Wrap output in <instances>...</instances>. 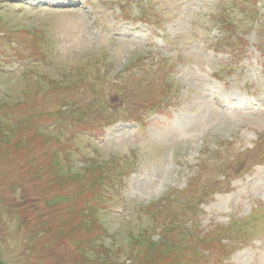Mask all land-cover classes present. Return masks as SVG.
<instances>
[{"label": "rangeland", "instance_id": "obj_1", "mask_svg": "<svg viewBox=\"0 0 264 264\" xmlns=\"http://www.w3.org/2000/svg\"><path fill=\"white\" fill-rule=\"evenodd\" d=\"M0 126V264H264V0H0Z\"/></svg>", "mask_w": 264, "mask_h": 264}, {"label": "trees", "instance_id": "obj_2", "mask_svg": "<svg viewBox=\"0 0 264 264\" xmlns=\"http://www.w3.org/2000/svg\"><path fill=\"white\" fill-rule=\"evenodd\" d=\"M0 129H1V126H0ZM55 162H57V161H55ZM55 162H51V163L54 165ZM32 165H33V164H32ZM28 166H29V164H28ZM32 172H34V170H32ZM75 213H77V216H78V218L80 219V217H79V212H78L77 210H75V208H74V213L72 212V215H74Z\"/></svg>", "mask_w": 264, "mask_h": 264}]
</instances>
